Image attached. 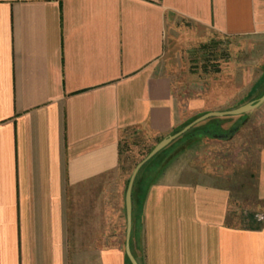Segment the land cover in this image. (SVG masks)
<instances>
[{
	"label": "crops",
	"instance_id": "crops-1",
	"mask_svg": "<svg viewBox=\"0 0 264 264\" xmlns=\"http://www.w3.org/2000/svg\"><path fill=\"white\" fill-rule=\"evenodd\" d=\"M182 20L264 43V0H0V264H128L122 142L183 122ZM176 158L135 183L139 264H264L245 189ZM251 176L264 201V148Z\"/></svg>",
	"mask_w": 264,
	"mask_h": 264
},
{
	"label": "rangeland",
	"instance_id": "rangeland-1",
	"mask_svg": "<svg viewBox=\"0 0 264 264\" xmlns=\"http://www.w3.org/2000/svg\"><path fill=\"white\" fill-rule=\"evenodd\" d=\"M168 42V57L172 60L168 66L176 74L183 112V122L170 135L207 112L231 110L256 102L264 94V43L195 31L184 20L168 33ZM212 124L217 125V134L212 131L201 134L204 128L211 129ZM233 127L239 131L230 137ZM193 128L150 160L139 176L144 177L161 161L165 165L164 159L169 157L183 161L182 165L187 166L185 171L191 169V161L192 169L211 172L219 181H228L231 187H243L246 218L253 212L263 219L264 201L256 202L251 194L255 184L251 172L252 166H257L258 151L264 148V102L242 115L212 117ZM163 138L165 135L155 137L153 133L134 132L124 138L121 147L124 206L126 187L134 168ZM226 138L232 140L224 142ZM122 226L125 231V207Z\"/></svg>",
	"mask_w": 264,
	"mask_h": 264
},
{
	"label": "water",
	"instance_id": "water-1",
	"mask_svg": "<svg viewBox=\"0 0 264 264\" xmlns=\"http://www.w3.org/2000/svg\"><path fill=\"white\" fill-rule=\"evenodd\" d=\"M264 102V94L253 103H247L242 106H239L237 108L231 109V110H225V111H210L207 112L194 120H192L190 123H188L186 126H184L181 130L178 132L168 135L162 140H160L153 148L152 150L136 165L134 168L131 177L128 182L127 190H126V214H127V230H126V245H125V251L126 254L131 261L132 264H139L138 260L134 256L132 249H131V235H132V229H133V189L136 182V179L138 177V174L140 173L141 169L151 160L153 159L159 152H161L164 148H166L170 143H172L177 138L181 137L183 134H185L187 131H189L191 128H193L198 123L212 118V117H220V116H232V115H242L244 113H247L251 110H254L255 108L259 107Z\"/></svg>",
	"mask_w": 264,
	"mask_h": 264
},
{
	"label": "trees",
	"instance_id": "trees-1",
	"mask_svg": "<svg viewBox=\"0 0 264 264\" xmlns=\"http://www.w3.org/2000/svg\"><path fill=\"white\" fill-rule=\"evenodd\" d=\"M190 122H191V121H190ZM190 122H189V123H190ZM185 126H186V125H185ZM216 126H217V125H214V126H213V124H212V126H211V129H212V130H211V129L204 128V130L201 131V132H202L201 134H203V133L209 134L211 131H212L214 134H215V133L217 134L219 131H217V129H216L217 127H216ZM193 129H194V128H193ZM178 131H179V130H178ZM178 131H177V132H178ZM190 131H191V130H190ZM238 131H239V128H238V127H233V129L230 130V133H231V136H230V137H232L233 135H235ZM186 133H188V131H187ZM183 135H185V134H183ZM183 135H182V136H183ZM164 149H165V148H164ZM164 149H163L161 152H159L154 158H156L158 155H160V153H162V152L164 151ZM154 158H153V159H154ZM164 158H165V157H164ZM164 158H163V159H164ZM163 159H162V160H163ZM151 160H152V159H151ZM164 160H165V159H164ZM149 162H150V161H149ZM149 162H148V163H149ZM162 162H163V161H161L160 164H161ZM148 163H147V164H148ZM147 164H146V165H147ZM160 164H157V166H161V165H162V164H161V165H160ZM146 165H145L144 167H146ZM144 167H143V168H144ZM143 168L141 169V171L143 170ZM141 171H140V173H141ZM140 173L138 174V177H137V179H136V182L139 180V177H140L139 175H140ZM136 182H135V183H136ZM135 186H136V184L134 185V187H135ZM133 203H134V189H133ZM133 208H134V204H133ZM133 211H134V210H133ZM126 259H127V261H128V264H132L131 261L129 260L128 256H126Z\"/></svg>",
	"mask_w": 264,
	"mask_h": 264
}]
</instances>
